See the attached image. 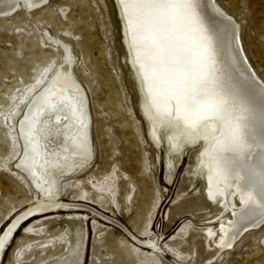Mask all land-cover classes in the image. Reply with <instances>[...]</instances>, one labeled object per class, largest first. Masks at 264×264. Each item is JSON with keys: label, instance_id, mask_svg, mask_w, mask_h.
Here are the masks:
<instances>
[{"label": "rangeland", "instance_id": "obj_1", "mask_svg": "<svg viewBox=\"0 0 264 264\" xmlns=\"http://www.w3.org/2000/svg\"><path fill=\"white\" fill-rule=\"evenodd\" d=\"M215 1L239 26L264 82V0ZM120 10L118 0H48L0 14V237L42 200L15 170L17 126L61 64V43L87 98L93 149L86 168L59 181L57 209L12 233L0 264H264V220L230 248L216 245L232 211L205 195L196 169L203 142L168 157L163 140L151 141ZM234 203L240 207L238 196Z\"/></svg>", "mask_w": 264, "mask_h": 264}, {"label": "bare ground", "instance_id": "obj_2", "mask_svg": "<svg viewBox=\"0 0 264 264\" xmlns=\"http://www.w3.org/2000/svg\"><path fill=\"white\" fill-rule=\"evenodd\" d=\"M47 2L0 0V14ZM118 3L148 135L156 146L164 141L168 157H180L185 146L203 142L196 169L203 174L205 195L232 211L215 241L230 248L264 220V82L245 56L239 26L215 0ZM61 47V64L31 98L17 126L22 154L15 170L42 202L24 209L6 228L0 258L23 223L57 209L61 178L86 168L92 158L87 98L73 75L69 46ZM236 196L240 207L234 209ZM207 235L216 232L209 228Z\"/></svg>", "mask_w": 264, "mask_h": 264}]
</instances>
